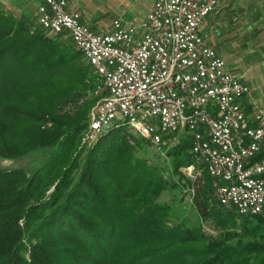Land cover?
I'll return each instance as SVG.
<instances>
[{
	"label": "trees",
	"instance_id": "obj_1",
	"mask_svg": "<svg viewBox=\"0 0 264 264\" xmlns=\"http://www.w3.org/2000/svg\"><path fill=\"white\" fill-rule=\"evenodd\" d=\"M85 62L0 3V158L42 153L0 167V264H264V216L221 205L204 167L188 173L187 131L163 154L124 125L81 143L98 99Z\"/></svg>",
	"mask_w": 264,
	"mask_h": 264
},
{
	"label": "built area",
	"instance_id": "obj_2",
	"mask_svg": "<svg viewBox=\"0 0 264 264\" xmlns=\"http://www.w3.org/2000/svg\"><path fill=\"white\" fill-rule=\"evenodd\" d=\"M218 0H155L139 23L114 19L112 30L96 32L67 0H42L37 8L38 25L46 32L68 36L90 62L96 77L97 101L84 141L121 114L140 111L143 126L134 132L154 146L164 137L184 130L187 123L207 121L215 132L200 129L191 151L196 164L209 175L218 202L238 215L264 214V108L248 113L242 105L250 94L249 84L234 75L226 61L199 33L204 19ZM195 104H215L217 117L193 114ZM242 121V129H235ZM235 129V136H228ZM201 133L214 138L208 149ZM228 139L237 149H228ZM189 166L191 176L199 169Z\"/></svg>",
	"mask_w": 264,
	"mask_h": 264
},
{
	"label": "crops",
	"instance_id": "obj_3",
	"mask_svg": "<svg viewBox=\"0 0 264 264\" xmlns=\"http://www.w3.org/2000/svg\"><path fill=\"white\" fill-rule=\"evenodd\" d=\"M41 1L42 0H10L12 7L5 6L2 0H0V3L15 13L22 14L23 10H27L31 15L36 17L37 8ZM154 2L155 0L152 1L147 12ZM79 3L82 5V0H67V8L78 13L80 11L81 20L96 32H100V26H107L99 22L98 16L90 15L89 11L84 10L83 7H79ZM144 16L136 21L124 22L137 24ZM112 22L108 25L109 30L107 32L112 30ZM199 33L211 47L219 45V50H223L222 48H225V46H221V41L230 40L233 46L236 47L235 50L239 51V53H243L245 48H247L245 40L248 42L249 40H264V0H218L214 10L200 25ZM260 45L262 46L260 49L258 48L257 51L253 50L246 53L247 60L251 59L252 55H254L253 57L258 56L260 59L264 58L261 52V50H264V43H260ZM228 70L241 76V79L248 83L249 76L245 72L243 66L237 64L234 68H228ZM249 86L251 88L250 94L243 100L242 105L246 112L251 113L263 107H261L262 103H259L260 98L257 94L255 95L253 93V88L250 84Z\"/></svg>",
	"mask_w": 264,
	"mask_h": 264
},
{
	"label": "rangeland",
	"instance_id": "obj_4",
	"mask_svg": "<svg viewBox=\"0 0 264 264\" xmlns=\"http://www.w3.org/2000/svg\"><path fill=\"white\" fill-rule=\"evenodd\" d=\"M152 1L153 0H82L83 4L81 5V3H79V7H83L84 10L89 11L90 15L98 16V19L100 20L99 22L102 25H107V26H100L101 29L99 31L107 32L109 30L108 25L111 24L114 18L121 19L122 21H136L139 18H142L147 12L148 8L150 7ZM2 2H4L5 6L7 5L8 7H12V5L10 4V0H2ZM48 35L52 36L50 33H48ZM245 41H246L247 48H245V51L243 53H239V51H236L235 50L236 47L233 46L230 40L221 41L222 43L221 46H225V48H222L223 50H219V45H214L213 48L215 50L218 49L217 51L219 53L217 51L216 52L222 58H224V60L226 61L227 67L229 69L234 68L237 64L243 66L245 72L249 76L248 83L253 88V93L255 95L257 94V96L260 98L259 103H262L261 107L264 108V58L260 59L258 56L253 57L254 55H252L251 59L249 60L246 59L247 58L246 53L253 51V50L257 51L258 48L260 49V47L262 46L260 45V43H264V40H249V42L247 40ZM73 47L76 50H78L74 46V44H73ZM261 52L263 53V56H264V50H261ZM233 74L237 75L235 73ZM88 98H95L94 89L91 92H89ZM95 104H96V101L90 107L89 114H88V123H89L91 114L93 113ZM123 120L124 118L118 117L117 121L119 124H114L108 127L95 141H97L100 137L105 135L111 128H114L119 125L127 126V124ZM86 130L87 128L85 129L84 135L86 133ZM166 141H167V138L165 136L163 143L160 146L152 147V149L154 151H157L159 154H163L164 150H166L168 147L165 144ZM173 141L174 143L176 142L175 140ZM83 142H85L84 139H82L81 143ZM87 144L88 146H90L92 143H87ZM40 158H42V153L38 151L30 155H27L25 157L19 158V159L12 160V159L0 158V167H5V168L22 167V168L28 169L32 167V165H34L36 162L39 163ZM192 165L196 169H199L197 171H199L200 173L202 172L203 170L201 168L202 166L196 164V162H194ZM186 169L190 171L189 167H187Z\"/></svg>",
	"mask_w": 264,
	"mask_h": 264
},
{
	"label": "bare ground",
	"instance_id": "obj_5",
	"mask_svg": "<svg viewBox=\"0 0 264 264\" xmlns=\"http://www.w3.org/2000/svg\"><path fill=\"white\" fill-rule=\"evenodd\" d=\"M87 63L89 64V66H91L90 62ZM203 111H206V113L210 117H217V108L215 104L193 105V114L202 115ZM118 117L124 118L123 121H125L127 126H129L133 131H134L133 126H143V119L140 118V111H132L131 113L121 114V116ZM118 117H115L114 121L109 122L107 125L102 126V130L91 136V140L89 141V143L94 142L97 139V137L100 136V134H102L108 127L112 126L114 123L118 124L117 121ZM200 129H206V132H215V125H213V123H208L207 121H199V124L187 123L186 125H184V130L190 133L187 135L189 136L191 135L190 147H193V144H195L194 132H199ZM235 129H242V121H235ZM235 129H228V136H235ZM201 141H207L208 149H216V142L214 138H208V133H201ZM228 149H237V140L228 139ZM210 176L214 179L213 184H218L217 175H210ZM256 178H264V171H256ZM248 215L253 216V215H257V213H246V216ZM262 215L264 216V214H261V216Z\"/></svg>",
	"mask_w": 264,
	"mask_h": 264
}]
</instances>
